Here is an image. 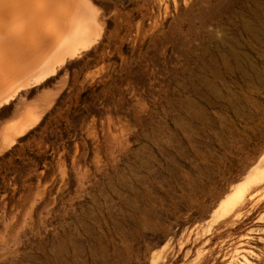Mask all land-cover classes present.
Listing matches in <instances>:
<instances>
[{"label": "rangeland", "instance_id": "obj_1", "mask_svg": "<svg viewBox=\"0 0 264 264\" xmlns=\"http://www.w3.org/2000/svg\"><path fill=\"white\" fill-rule=\"evenodd\" d=\"M87 1L0 110L40 114L0 142V264H264V0Z\"/></svg>", "mask_w": 264, "mask_h": 264}, {"label": "bare ground", "instance_id": "obj_2", "mask_svg": "<svg viewBox=\"0 0 264 264\" xmlns=\"http://www.w3.org/2000/svg\"><path fill=\"white\" fill-rule=\"evenodd\" d=\"M90 2L87 0H0L1 111H3L1 108L6 106L5 104L11 103V99L14 100L15 96L20 95L18 90L20 87L42 80L45 76L60 70L64 61L72 59L80 47L87 49L96 21ZM94 31L95 34L96 28ZM45 107H40L38 112H42ZM36 114L34 113V116L31 111H26L22 122L34 123L40 116V114ZM36 116L37 118L34 120ZM21 123L19 127L22 126ZM17 125L0 128V142L3 144L12 142L11 139L20 130L19 127L16 128ZM23 127H26L25 124ZM241 192L244 191L241 189L239 193ZM238 196L240 198L243 194ZM224 200L220 206L224 205ZM220 206L219 209H221ZM222 207H227V205ZM225 209L227 210V208ZM225 209L221 210L226 212ZM230 211L228 210L226 213ZM221 214L224 215L223 211L218 215Z\"/></svg>", "mask_w": 264, "mask_h": 264}]
</instances>
